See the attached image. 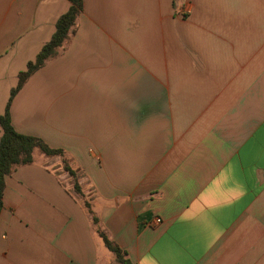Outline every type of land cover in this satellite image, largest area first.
Instances as JSON below:
<instances>
[{"label":"crops","instance_id":"crops-1","mask_svg":"<svg viewBox=\"0 0 264 264\" xmlns=\"http://www.w3.org/2000/svg\"><path fill=\"white\" fill-rule=\"evenodd\" d=\"M67 7L0 0V92ZM10 119L80 193L59 157L17 166L0 264H118L99 229L129 264H264V0H83Z\"/></svg>","mask_w":264,"mask_h":264},{"label":"trees","instance_id":"trees-1","mask_svg":"<svg viewBox=\"0 0 264 264\" xmlns=\"http://www.w3.org/2000/svg\"><path fill=\"white\" fill-rule=\"evenodd\" d=\"M67 2L68 7L56 18L54 30L49 39L40 47L34 58L26 62L25 69L17 73L16 83L10 89L3 112L0 113V210L2 208L5 177L12 173L17 166L31 164L34 161L36 151L47 157H59L63 169L74 182V190L80 193L76 172L69 165L68 160L64 158L63 149L49 146L38 136L17 132L10 119V104L15 94L36 70L59 53L75 30L76 22L83 10V0H67ZM85 204L89 209L88 202ZM93 220L96 221L97 219L93 217ZM98 232L104 245L114 254L116 263L129 264L125 251L109 239L102 230L99 229Z\"/></svg>","mask_w":264,"mask_h":264},{"label":"rangeland","instance_id":"rangeland-1","mask_svg":"<svg viewBox=\"0 0 264 264\" xmlns=\"http://www.w3.org/2000/svg\"><path fill=\"white\" fill-rule=\"evenodd\" d=\"M23 69H25V66H22V70ZM12 84L14 85L15 84V79L12 81ZM8 90H6V92H0V98H1V100H3V104L0 106V113L2 112V110H3V106L5 105V100H7V97H8V95H9V93L7 92ZM39 155V154H38ZM42 156V158H45V156L44 155H41ZM47 158V157H46Z\"/></svg>","mask_w":264,"mask_h":264},{"label":"built area","instance_id":"built-area-1","mask_svg":"<svg viewBox=\"0 0 264 264\" xmlns=\"http://www.w3.org/2000/svg\"><path fill=\"white\" fill-rule=\"evenodd\" d=\"M159 221H160V220H159L158 218H155V220H154V222H156V223L159 222Z\"/></svg>","mask_w":264,"mask_h":264}]
</instances>
